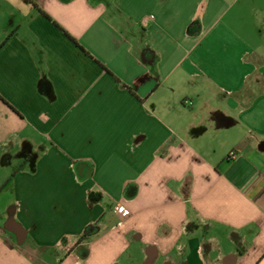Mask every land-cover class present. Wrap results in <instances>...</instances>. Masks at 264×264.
Segmentation results:
<instances>
[{
  "label": "crops",
  "instance_id": "obj_1",
  "mask_svg": "<svg viewBox=\"0 0 264 264\" xmlns=\"http://www.w3.org/2000/svg\"><path fill=\"white\" fill-rule=\"evenodd\" d=\"M0 264H264V0H0Z\"/></svg>",
  "mask_w": 264,
  "mask_h": 264
},
{
  "label": "built area",
  "instance_id": "obj_2",
  "mask_svg": "<svg viewBox=\"0 0 264 264\" xmlns=\"http://www.w3.org/2000/svg\"><path fill=\"white\" fill-rule=\"evenodd\" d=\"M184 103L186 105H189V106H192L193 105V101L192 100H185ZM237 156V152L236 150H232L230 153H229V158L230 159H233ZM114 210L120 214H123V215H128L130 214V211L129 209L121 202H118L115 204L114 206Z\"/></svg>",
  "mask_w": 264,
  "mask_h": 264
}]
</instances>
